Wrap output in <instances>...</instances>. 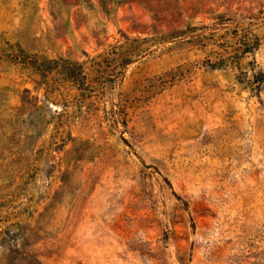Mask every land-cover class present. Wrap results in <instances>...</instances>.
Segmentation results:
<instances>
[{"label": "rangeland", "instance_id": "374dc122", "mask_svg": "<svg viewBox=\"0 0 264 264\" xmlns=\"http://www.w3.org/2000/svg\"><path fill=\"white\" fill-rule=\"evenodd\" d=\"M0 264H264V0H0Z\"/></svg>", "mask_w": 264, "mask_h": 264}]
</instances>
